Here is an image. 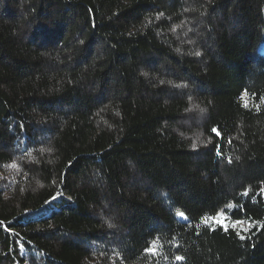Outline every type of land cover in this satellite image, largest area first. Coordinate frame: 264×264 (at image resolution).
Returning <instances> with one entry per match:
<instances>
[{
	"label": "trees",
	"instance_id": "obj_1",
	"mask_svg": "<svg viewBox=\"0 0 264 264\" xmlns=\"http://www.w3.org/2000/svg\"><path fill=\"white\" fill-rule=\"evenodd\" d=\"M0 222V263L264 264V0H0Z\"/></svg>",
	"mask_w": 264,
	"mask_h": 264
},
{
	"label": "rangeland",
	"instance_id": "obj_2",
	"mask_svg": "<svg viewBox=\"0 0 264 264\" xmlns=\"http://www.w3.org/2000/svg\"><path fill=\"white\" fill-rule=\"evenodd\" d=\"M71 203L70 197L65 194H57L54 196L52 199H50L45 205H43L40 209L34 210V211H29L28 214L24 216V218H29L30 216H36L40 214H50L53 212L55 209L65 206L67 204ZM223 212H220L219 218L223 219V216H221ZM6 228V224L4 222H0V230ZM20 245V243H17ZM0 264H21L20 261L18 260L16 263H12L9 261V257H3V261Z\"/></svg>",
	"mask_w": 264,
	"mask_h": 264
},
{
	"label": "snow or ice",
	"instance_id": "obj_3",
	"mask_svg": "<svg viewBox=\"0 0 264 264\" xmlns=\"http://www.w3.org/2000/svg\"><path fill=\"white\" fill-rule=\"evenodd\" d=\"M145 75H147V73H145Z\"/></svg>",
	"mask_w": 264,
	"mask_h": 264
},
{
	"label": "clouds",
	"instance_id": "obj_4",
	"mask_svg": "<svg viewBox=\"0 0 264 264\" xmlns=\"http://www.w3.org/2000/svg\"><path fill=\"white\" fill-rule=\"evenodd\" d=\"M111 226V225H110Z\"/></svg>",
	"mask_w": 264,
	"mask_h": 264
}]
</instances>
